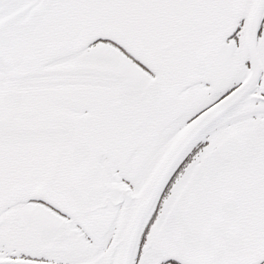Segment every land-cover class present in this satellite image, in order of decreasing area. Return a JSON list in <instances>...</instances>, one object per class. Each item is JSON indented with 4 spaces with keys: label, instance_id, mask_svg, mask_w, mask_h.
I'll list each match as a JSON object with an SVG mask.
<instances>
[{
    "label": "snow or ice",
    "instance_id": "6c2138e0",
    "mask_svg": "<svg viewBox=\"0 0 264 264\" xmlns=\"http://www.w3.org/2000/svg\"><path fill=\"white\" fill-rule=\"evenodd\" d=\"M0 264H264V0H0Z\"/></svg>",
    "mask_w": 264,
    "mask_h": 264
}]
</instances>
